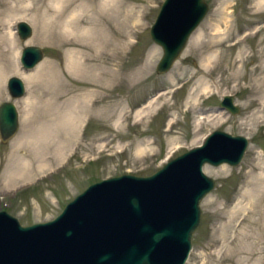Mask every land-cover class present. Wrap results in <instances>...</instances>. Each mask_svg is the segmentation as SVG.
<instances>
[{"label": "rangeland", "instance_id": "obj_1", "mask_svg": "<svg viewBox=\"0 0 264 264\" xmlns=\"http://www.w3.org/2000/svg\"><path fill=\"white\" fill-rule=\"evenodd\" d=\"M27 1L33 7L46 0ZM84 1L95 4L98 0ZM121 1L124 7L141 10V24L135 25L128 44L117 54L109 48L104 74L95 69L75 73L68 69V55L76 48L61 41L65 36L55 27L40 36L43 12L35 14L32 9L34 19L13 20L15 49L0 48V72L5 74L0 102H15L19 127L6 142L0 140V210L6 209L23 224L50 219L90 182L124 172L152 173L169 158L201 143L208 132L224 129L245 135L249 142L237 165H203L215 184L200 201L201 218L186 264H264V194L249 199L250 192L245 191L247 179L264 169V97L254 100L260 94L251 88L256 79L264 77V59L255 56L264 45V9L256 7V0H206L208 10L180 56L168 71L157 73L162 48L151 38L149 28L163 0ZM79 9L72 3L65 14ZM21 19L32 27L24 39L16 30ZM2 28L0 22V39ZM247 34L240 48L232 46V38ZM216 39L223 43L217 48L221 56L212 55L209 60L207 56L217 47L209 43ZM28 44L43 51L32 68H24L19 59ZM240 49L249 57L239 65L242 75L236 79L231 60ZM11 75L25 82L20 97L13 98L8 91ZM224 94L239 106L236 113L221 106ZM81 98L91 103L88 115L75 120L67 140L68 127L54 119L52 101L57 100L60 111L67 112ZM24 100L32 117L29 124L22 119ZM145 106L150 110L138 116ZM51 123L55 136H47L37 153L33 146L39 145L38 128L34 126ZM60 146L64 150L58 159ZM256 164L259 169L255 170Z\"/></svg>", "mask_w": 264, "mask_h": 264}, {"label": "water", "instance_id": "obj_2", "mask_svg": "<svg viewBox=\"0 0 264 264\" xmlns=\"http://www.w3.org/2000/svg\"><path fill=\"white\" fill-rule=\"evenodd\" d=\"M207 10L206 0L161 2L149 28L162 48L157 73L173 65ZM16 29L21 39L32 31L26 20ZM42 55L40 46L28 44L20 62L31 68ZM7 88L20 97L25 82L11 75ZM220 104L232 113L239 110L229 95ZM18 127L15 102L1 101L0 140L6 142ZM248 142L245 135L214 129L150 174L125 172L88 184L48 220L23 224L2 209L0 264H184L200 222V201L215 184L203 165L238 164Z\"/></svg>", "mask_w": 264, "mask_h": 264}, {"label": "bare ground", "instance_id": "obj_3", "mask_svg": "<svg viewBox=\"0 0 264 264\" xmlns=\"http://www.w3.org/2000/svg\"><path fill=\"white\" fill-rule=\"evenodd\" d=\"M77 3L78 6L81 7L80 11L74 12L69 14L68 16L65 14L66 8L71 5L72 3ZM124 3L121 0H98L95 4H90L85 2L84 0H46L43 1L42 4L36 3L33 7L29 6L27 0H0V22L2 23V30H1V47L0 48H11L15 43V36L12 32V22L14 19L19 17H30L34 19V15L31 14L30 10H35V14L38 12H43L44 16L41 17L42 22L39 23V33L40 36L42 33L46 31L48 27H55L60 29L61 33L64 34L65 38L61 41L64 43L68 42L72 44L73 47L76 49L73 50L68 55V69L71 72H78L82 70L83 72H88L92 69L98 70L100 74H104L108 68V55L111 56V52H109V48L112 47L114 51L112 54H117L120 50L123 49L128 43L129 37L132 36L133 30L135 25L141 24L140 19L142 17L141 10L133 9L124 7ZM256 7L259 9H264V0H256ZM113 18L115 21H113ZM40 19V21H41ZM18 20V19H17ZM37 21V19H35ZM121 27H125L126 29L122 30ZM108 31H111V35L109 36ZM48 32V31H47ZM258 33V32H256ZM200 33H198L194 38L198 40ZM248 34L245 35L242 39L236 40L237 37L232 38L234 39L232 46H242L245 42ZM43 37V35H42ZM236 40V41H235ZM195 41V40H194ZM222 42H219L218 39L211 41L209 43V47L217 46L214 50V53L211 52L207 59H211L212 55H217L218 58L221 56V51L219 52L217 48H221L220 46ZM263 43V42H262ZM12 49V48H11ZM15 49V46H14ZM212 50V51H213ZM16 51V50H15ZM93 52L91 54L90 52ZM261 59H264V45L258 50L257 55H255ZM249 55L248 52L244 49H240L238 53L232 58L231 64L236 65V73L234 77L237 79L242 75V72L239 71V65L243 66L246 63ZM213 58V57H212ZM208 60V61H209ZM232 67V66H231ZM257 65L256 68H258ZM2 70V69H1ZM5 72V71H4ZM3 74V75H2ZM5 74L0 72V94H3V80ZM205 85L203 88H206ZM256 87L257 93L260 94V97L254 100H258L264 97V77H260L259 79L255 80L254 85L251 88ZM26 88V87H25ZM87 98V97H86ZM80 101L77 103H73V108L71 110H67V112L60 111V104L57 100L53 102V116L56 119L57 123L66 124L68 127L69 132L65 134L67 140H69L72 134V128L75 127V120L78 118H84L85 115H88L87 109L90 107L89 99H84V104H81ZM22 103V119L25 124H29L30 119L28 112V104L26 100ZM152 105V103H151ZM149 104V107H151ZM64 106V105H63ZM32 107V106H31ZM145 106L141 111H139L138 116L140 114L145 113L150 109ZM32 111V110H31ZM60 111V112H59ZM56 112H58L56 114ZM55 113V114H54ZM65 113V114H64ZM254 116H257L256 112L253 113ZM52 116V115H51ZM223 115L220 117L222 118ZM53 118V117H52ZM51 118V119H52ZM55 121V120H53ZM36 122V121H35ZM34 122V123H35ZM249 123V122H245ZM54 124V123H53ZM48 124L42 126H34V128H38L36 131L37 136V146H33L36 152H40L39 146L42 144L44 139L47 136H55L56 127L55 125ZM81 124V123H80ZM32 125V123H31ZM74 125V126H73ZM32 128V127H31ZM33 128V133L35 129ZM41 140V141H40ZM75 142V141H73ZM27 143H32L27 141ZM60 146L59 150L56 153V158H62V152L64 149ZM18 149H20L18 147ZM37 152V153H38ZM41 155V154H40ZM39 155V157H40ZM42 156V155H41ZM27 159L22 160V165H26ZM264 163V161H262ZM256 164L253 168L259 169ZM261 165V164H260ZM258 167V168H257ZM251 176V175H250ZM249 176V177H250ZM264 169L260 168L259 171L255 172L254 174L247 179V187L245 190L246 192L249 191V199L252 197H260V193L264 194ZM249 183H255L250 186ZM263 224V223H262ZM6 233H10L8 229H6Z\"/></svg>", "mask_w": 264, "mask_h": 264}]
</instances>
